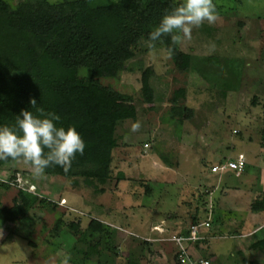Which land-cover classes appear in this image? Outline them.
<instances>
[{"label": "rangeland", "instance_id": "1", "mask_svg": "<svg viewBox=\"0 0 264 264\" xmlns=\"http://www.w3.org/2000/svg\"><path fill=\"white\" fill-rule=\"evenodd\" d=\"M214 3L218 20L194 27L179 46L189 71L163 46L144 44L118 76L100 79L137 108L136 119L118 126L111 180H37L22 161L0 166L1 207L14 204L18 181L46 201L21 223L0 218V264H63L65 257L69 264H168L178 251L174 237L188 238L190 227L206 220L210 227L186 243L193 258L264 264V213L255 211L264 201V0ZM241 155L243 173L212 172ZM59 218L82 231L92 219L108 229L87 234L85 245L67 228L52 239ZM96 243L98 254L86 259L72 249Z\"/></svg>", "mask_w": 264, "mask_h": 264}, {"label": "trees", "instance_id": "2", "mask_svg": "<svg viewBox=\"0 0 264 264\" xmlns=\"http://www.w3.org/2000/svg\"><path fill=\"white\" fill-rule=\"evenodd\" d=\"M97 1L23 0L14 5L0 0V125L13 126L22 110L35 112L36 108L43 107L60 116L58 126H75L86 143L84 155H77L67 173L53 167L46 170V175L65 179H112L118 126L136 119L137 108L132 97L102 85L100 79L114 78L124 71L126 63L143 47L141 38L146 40L165 10L180 2ZM156 45L170 53L179 70L191 69L188 56L172 44L170 36L163 37ZM86 69L89 75L81 76ZM185 112L186 118L194 113L189 108ZM262 142L264 145V130ZM12 162L0 160V166ZM119 179H125L124 174ZM11 186L10 182L1 183L4 189ZM42 203L46 201L35 192L19 189L11 207L0 206V218L21 223ZM262 210L264 201L255 208L257 212ZM80 225L59 218L51 238L57 239L67 228L85 245L87 234L102 235L108 229L97 219H92L85 231ZM261 243L264 240L258 245ZM97 248L96 243L85 250L72 249L84 254L86 259L98 254ZM129 264L140 263L130 260Z\"/></svg>", "mask_w": 264, "mask_h": 264}, {"label": "clouds", "instance_id": "3", "mask_svg": "<svg viewBox=\"0 0 264 264\" xmlns=\"http://www.w3.org/2000/svg\"><path fill=\"white\" fill-rule=\"evenodd\" d=\"M219 18L214 0H180L171 9H166L160 21L141 38L149 49L156 42L170 36L173 45L180 46L191 38L192 29L205 23L214 24ZM86 69L83 75L87 76ZM32 107L36 101H31ZM60 116L43 107L36 111L22 110L13 126L0 125V160L22 161L30 166L35 179L45 177L46 170L60 167L66 173L71 169L77 155H84L86 143L75 126H58ZM65 257L63 264H69Z\"/></svg>", "mask_w": 264, "mask_h": 264}, {"label": "built area", "instance_id": "4", "mask_svg": "<svg viewBox=\"0 0 264 264\" xmlns=\"http://www.w3.org/2000/svg\"><path fill=\"white\" fill-rule=\"evenodd\" d=\"M247 165V161L244 155H241L238 160H231L223 163L220 166H214L212 168L213 173H223L224 171H235L236 173H242L245 170V167ZM20 183V184H19ZM21 185V181H18V186L21 189H24L26 191L34 193L35 190L33 189H27L24 188ZM211 225L210 220H206L205 222H197L193 224L190 227V235L188 238L185 237H174V241L176 242L178 246V251H177V258H176V264H217L214 261L210 259H195L193 258L188 250V247L186 245L187 242H195L198 240V235L200 233L201 228H209Z\"/></svg>", "mask_w": 264, "mask_h": 264}, {"label": "crops", "instance_id": "5", "mask_svg": "<svg viewBox=\"0 0 264 264\" xmlns=\"http://www.w3.org/2000/svg\"><path fill=\"white\" fill-rule=\"evenodd\" d=\"M247 163H248V161H247ZM261 171L263 172L264 170H261ZM242 173H243V172H242ZM260 212H263V213H264V210L259 211V213H260ZM197 222H199V221H197ZM197 222H196V223H197ZM194 224H195V223H194ZM171 245H172V244H171ZM176 246H177V244H176V245H175V244L172 245L173 248H177ZM174 252H175V251H174ZM176 255H177V253L174 254V258H172L171 261H170L168 264H176V260H175V256H176Z\"/></svg>", "mask_w": 264, "mask_h": 264}]
</instances>
